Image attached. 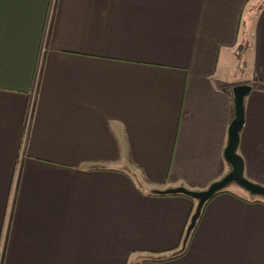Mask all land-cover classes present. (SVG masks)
<instances>
[{
	"label": "crops",
	"instance_id": "obj_1",
	"mask_svg": "<svg viewBox=\"0 0 264 264\" xmlns=\"http://www.w3.org/2000/svg\"><path fill=\"white\" fill-rule=\"evenodd\" d=\"M242 85L264 187V0H0V264H264V202L232 185L184 249L198 202L154 195L232 171Z\"/></svg>",
	"mask_w": 264,
	"mask_h": 264
},
{
	"label": "water",
	"instance_id": "obj_2",
	"mask_svg": "<svg viewBox=\"0 0 264 264\" xmlns=\"http://www.w3.org/2000/svg\"><path fill=\"white\" fill-rule=\"evenodd\" d=\"M251 90V87L246 85L238 86L233 89L235 119L231 123L229 129V142L225 150V160L232 167V171L221 181L214 183L208 190L203 192H193L185 188L157 192L160 195H184L198 202L196 211L188 228V235H190L196 227L206 202L213 198L217 192L226 189L230 185H236L245 192L249 193L251 196L264 199V187L252 183L245 178L244 161L238 154L240 133L245 125V99L249 96Z\"/></svg>",
	"mask_w": 264,
	"mask_h": 264
},
{
	"label": "trees",
	"instance_id": "obj_3",
	"mask_svg": "<svg viewBox=\"0 0 264 264\" xmlns=\"http://www.w3.org/2000/svg\"><path fill=\"white\" fill-rule=\"evenodd\" d=\"M261 7H262V4H261ZM261 7H260V8H261ZM247 50H248V41H243V42L240 44L239 49H238V58H239L240 62H242V63H243V61H244V56H245ZM231 186H232V185L228 186L226 189H224V190H222V191H220V192H217V193L213 196V198H211L210 200H208V201L206 202V204H205L203 210H204L205 207H206V206H207V205H208L213 199H215L217 196L222 195V194H225V193H228V189H229ZM154 195H155V196H159V197H166V196H183V197H186V198H188V199H190V200L195 201L194 199H192V198H190V197H187V196H184V195H160V194H158V193H154ZM251 197H252V199H253V202H264V199H263V198L255 197V196H251ZM202 212H203V211H202ZM200 218H201V217H200ZM199 220H200V219H199ZM199 220H198V222H199ZM198 222H197V224H198ZM196 227H197V225H196ZM196 227L194 228V230L191 232L190 235H188V233L185 235V240H184V241H185V245H184L185 248H184V249H186V247H187V245H188V243H189V240L191 239V236H192L193 232L195 231ZM184 249H183V251L180 252L179 254L173 256L171 259H175V258L181 257V256L185 253V250H184Z\"/></svg>",
	"mask_w": 264,
	"mask_h": 264
},
{
	"label": "rangeland",
	"instance_id": "obj_4",
	"mask_svg": "<svg viewBox=\"0 0 264 264\" xmlns=\"http://www.w3.org/2000/svg\"><path fill=\"white\" fill-rule=\"evenodd\" d=\"M235 189H237V188H235ZM239 191H240V193H241L242 190H238V192H239Z\"/></svg>",
	"mask_w": 264,
	"mask_h": 264
}]
</instances>
